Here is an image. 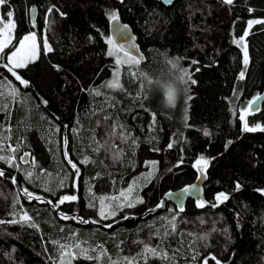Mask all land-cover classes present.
Masks as SVG:
<instances>
[{
  "label": "trees",
  "instance_id": "1",
  "mask_svg": "<svg viewBox=\"0 0 264 264\" xmlns=\"http://www.w3.org/2000/svg\"><path fill=\"white\" fill-rule=\"evenodd\" d=\"M9 11L15 27L0 54V155L15 159L13 166L0 160V220L27 213L36 227L0 224V264H59L54 241L106 253L99 260L77 256L71 264H124L125 257L135 264H202L209 256L220 264H264V131H243L239 119L264 88V23L249 28V21L264 20V0H7L0 26ZM113 11L140 55L139 64L120 67L115 90L105 86L116 78L107 42ZM245 31L249 62L240 79L243 45L236 40ZM29 33L37 37L36 58L14 69L25 86L4 65ZM45 38L51 52L44 51ZM245 120L264 128V101ZM63 134L79 170L75 180ZM200 157L209 161L204 206L187 199L181 212L164 201L150 212L166 192L197 179ZM25 189L40 199L30 200ZM221 192L228 199L218 203ZM72 195L76 200L54 208ZM112 195L115 215L101 219L99 199ZM145 245L166 258L145 256Z\"/></svg>",
  "mask_w": 264,
  "mask_h": 264
},
{
  "label": "snow or ice",
  "instance_id": "2",
  "mask_svg": "<svg viewBox=\"0 0 264 264\" xmlns=\"http://www.w3.org/2000/svg\"><path fill=\"white\" fill-rule=\"evenodd\" d=\"M7 2V0H0V6H2L3 4H5ZM121 2L123 3V0H121ZM169 3H171V0H168ZM225 4H232L233 0H224ZM50 13L52 12V9L48 10ZM61 15H63V13H61ZM7 17L8 20L6 23H4L3 25V29L0 30V54L4 53L5 49L9 47L11 40H12V36H11V31L12 29H14L15 24L13 21V13L11 11H9L7 13ZM109 19L110 21H112L114 24L118 22V14L113 11L109 13ZM259 23H264V20H254V21H249V28L252 27L253 24H259ZM35 23H33V27H35ZM125 30L127 28V26H124ZM248 35V32L245 31L244 36L240 37L239 39L236 40L237 46H241L243 45V62L244 65L247 66L248 62H249V58H248V51H247V45L244 43V39L245 37ZM110 45H113V41L111 38L108 39L107 41ZM19 46L15 48L14 51L11 52V54L6 55V64L4 65L5 67H8V71L12 73V75H14L16 77L17 80L20 81L21 84H24L25 86H27V82L22 80L21 77L19 75L16 74V72L14 71V69L17 68H22L25 67L29 62L35 60L36 55H37V37L35 33H29L27 35H25L23 38L19 39L18 41ZM43 47H44V51L45 52H51L52 48L49 46L47 38L44 39L43 41ZM122 50V46L121 47H117L115 45H113V49L109 51V55L113 54V51L119 52ZM124 56L127 58V60L131 61L134 64H139L140 63V58L133 55L130 52L125 51L124 52ZM122 63L121 59L118 57L116 59V64L120 65ZM193 63H196V61H193ZM115 75V73H114ZM188 73L187 72H183L181 79L183 80L185 76H187ZM244 78V72L242 71L240 73V79ZM185 83H187V81H184ZM193 84L195 83V81H191ZM106 87L110 88V89H118L120 87L119 81L118 79H114L113 81H110L107 83V85H105ZM95 95H100L101 93L99 91H95L94 93ZM260 97H256L255 100L249 102V104L247 105V107L245 109H242L239 115V119L241 121H244L243 124V130L244 131H249V132H254L257 130L260 131H264V128H262L260 125H256L255 127H250L249 124L247 123V121L245 120V116L246 114L251 110V111H259V109L256 107V100H259ZM168 100L169 103L172 102L173 100V93L171 91L168 92ZM205 135H208L207 132H205ZM229 143H231V141H229ZM169 148L172 147L171 144L168 145ZM9 150L12 152H15L16 149L12 148L10 145L8 146ZM2 150V149H0ZM27 155V154H25ZM65 158L67 159L68 157V153L65 152ZM15 157L14 156H2L0 155V160H4L6 163L9 164V166H13V161H14ZM87 158H85L86 160ZM20 161L24 162V157H20ZM69 164L71 165L72 169L75 171L76 175L79 176V170L76 166L75 163H73L71 160L68 161ZM182 162V161H181ZM209 163L208 160H206L204 157H200V159H198L194 165V167H197V170L201 172V176L199 177V179H203L205 178L203 175L204 172V168L203 166L207 165ZM32 175V173H27V176L30 178ZM0 176H4V172L0 171ZM12 182L14 184L17 183V180L15 178H12ZM196 185H192L189 187H185L182 189L181 194L179 197H177L178 199L184 197V196H188L190 194H192L193 190L196 189ZM240 184L237 183L236 184V189L239 190L240 189ZM132 191L131 187L128 189V193H130ZM261 192L262 195H264V189H260L259 190ZM24 195L29 197V199H36L39 200V197L34 196L32 193L28 192L27 189L24 190ZM169 196H172V193L168 194ZM121 197H124V199H128V194L125 192L121 193ZM112 199H118V198H112ZM228 199V196L221 192L218 193L215 197V200L219 203V202H223L226 201ZM76 200L75 196H63L62 198H58V202L54 205V208H58L59 205L65 203L66 201H74ZM104 200L105 198H101L100 199V204H101V208L99 211V215L101 217V219H108L111 216H114L115 213L111 212L106 214L105 210H104ZM142 202V201H140ZM49 204H52V201H48ZM90 207H92L93 205H89ZM124 205L121 204V207H123ZM128 207H132L134 206L132 204V202L129 200ZM158 206H162V205H158ZM204 206V202L197 200V207H203ZM213 206H217L216 204H213ZM183 207L182 205H179V211H183ZM71 217L66 216L61 214L60 219L63 220H67L70 219ZM127 217H125L126 219ZM31 217L27 214V213H23L19 220L17 219H12L11 221H4V220H0V224H4V223H21V222H25L28 223L30 227H36L35 224L31 223ZM79 222L81 223H88L89 221L80 219ZM92 223H96L97 221H91ZM108 227H111V225H108ZM73 238H75V234L73 233ZM199 239H206L205 237H199ZM55 244L58 245L59 249H60V254H59V264H65L64 262V257L68 256L70 257V260L68 261V264H71V259H76L77 256H83L85 259H96L99 260L101 256L106 255V253L103 251L102 248H100V246H97L96 248H93L91 250L87 249V248H82L81 245L79 243H76L75 245H67V244H60L58 241H54ZM75 249V251L73 250ZM99 250V255L98 256H91L89 255V251H97ZM143 254L145 256H147L148 254H151L153 256L156 255H160L161 258H166L162 253L158 252V250L156 248H152L148 245H145L144 249H143ZM194 259L196 257H193ZM212 259V260H216V258L214 256H209L206 257L203 261L202 264H208V260ZM113 264H117V262H113ZM124 264H135L134 258H129V257H125L124 260ZM216 264H220L219 260H216Z\"/></svg>",
  "mask_w": 264,
  "mask_h": 264
},
{
  "label": "water",
  "instance_id": "3",
  "mask_svg": "<svg viewBox=\"0 0 264 264\" xmlns=\"http://www.w3.org/2000/svg\"><path fill=\"white\" fill-rule=\"evenodd\" d=\"M164 5H169L171 3L168 2V0H156ZM173 0H171L172 2ZM34 12H35V9L34 8H31L30 9V12H29V15H30V18L31 20L33 21L34 19ZM124 26H127V25H123L119 22L117 23H113L112 21L109 22V35H110V38L112 39L113 43L117 46V47H121L122 46V51L125 52H130L132 53L133 55L137 56L140 58V55L138 53V50H137V47H136V44H135V41H134V38H133V35L129 29V27L127 26L126 30L124 28ZM245 68L246 66L244 65V62L242 64V67H241V72L245 71ZM260 97L259 100H256V107L259 109L260 107V104L261 102L264 101V88L261 90V92H259L257 95H255L249 102L255 100L256 97ZM248 102V104H249ZM247 104V105H248ZM256 111H249L248 113H255ZM243 124H244V121H242V130H243ZM244 131V130H243ZM204 132H207V130H205ZM64 133V132H63ZM65 143H66V140H65V137H64V134L62 136V152H63V156L65 158ZM21 157H24V161L27 160V155L23 154ZM65 160L67 161V163L69 164V159L67 157V159L65 158ZM70 165V164H69ZM201 176V172L198 173V177L197 179L188 184L186 187H189V186H192V185H196V189L193 190L192 194L188 195V196H184L180 199H178L177 197L180 196L181 194V191L183 188L181 189H177V190H173V191H170V192H166L164 195H163V199L161 201V204L162 206H158V207H155L153 209L150 210V212H156L160 209L163 208L164 206V201H167L169 202L170 204L174 205L175 207L179 208V205H182L185 203V201L187 199H192L194 201H197V200H200V201H203V182H204V178L203 179H199V177ZM185 188V187H184ZM169 193H172V196H169L168 194ZM121 221V220H120ZM116 223H113L111 224V227L113 225H115ZM109 228V227H107Z\"/></svg>",
  "mask_w": 264,
  "mask_h": 264
},
{
  "label": "rangeland",
  "instance_id": "4",
  "mask_svg": "<svg viewBox=\"0 0 264 264\" xmlns=\"http://www.w3.org/2000/svg\"><path fill=\"white\" fill-rule=\"evenodd\" d=\"M7 21H5V22H3L2 24H1V26H0V30H2L3 29V25H4V23H6ZM247 28H248V26H247ZM11 36H12V31H11ZM113 45H115L114 43H113ZM113 45H112V48H111V50L113 49ZM19 46V44H17L16 45V47H18ZM116 46V45H115ZM15 47V48H16ZM15 48L12 50V51H14L15 50ZM44 48V47H43ZM37 50H38V46H37ZM11 51V52H12ZM11 52L9 53V54H11ZM8 54V55H9ZM113 61H114V65H115V67L113 68V70H112V77H113V75H114V73H115V75H114V77L116 76V78L115 79H117L118 78V72H119V69H120V67L122 66V65H124V64H126L127 62H129V60H127V58L124 56V52L121 50V51H119V52H116V51H113ZM120 58L121 59V61H122V63L120 64V65H117L116 64V59L117 58ZM114 79H112V81H113ZM11 146V145H10ZM12 148H13V146H11ZM12 152V151H11ZM198 160V159H197ZM196 160V161H197ZM196 161H195V163H196ZM203 168H204V166H203ZM75 178H76V173H75V175H74V179L73 180H75ZM15 179L17 180V183L16 184H14L17 188L18 187H20V182H19V180H18V178H16L15 177ZM73 184H74V181H73ZM73 196V195H72ZM118 198V196L117 195H112V196H110V197H107V198H105V200H104V210H105V213L106 212H110L111 211V208H113V206H112V204H109L108 202L112 199V198ZM101 199V198H100ZM100 199H99V209L101 208V204H100ZM116 200H118V199H113V201H116ZM100 211V210H99ZM111 213V212H110ZM98 214H99V212H98Z\"/></svg>",
  "mask_w": 264,
  "mask_h": 264
}]
</instances>
